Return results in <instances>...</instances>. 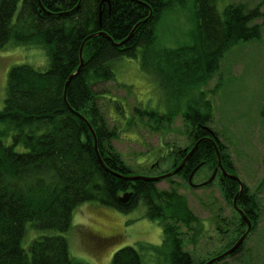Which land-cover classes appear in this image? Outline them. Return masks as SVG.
I'll return each mask as SVG.
<instances>
[{"label": "trees", "instance_id": "obj_1", "mask_svg": "<svg viewBox=\"0 0 264 264\" xmlns=\"http://www.w3.org/2000/svg\"><path fill=\"white\" fill-rule=\"evenodd\" d=\"M183 1L0 0V48L12 40L16 45L43 48L49 59L45 70L24 63L12 66L7 74L0 109V264H76L68 240L61 234L34 238L27 252L22 247L27 224L37 230L67 232L73 210L82 203L96 201L127 213L140 200L145 205L144 217L162 227L159 246L140 247L164 249L166 264H196L184 249L181 227L191 229L199 218L176 187H157L170 176L144 178L123 160L112 143L118 136L117 127L109 124L95 90L115 80L112 61L139 58L140 68L154 74L165 91L168 111L161 114L133 108L138 119L158 123L180 114L190 128L191 144L173 152L171 169L164 174L179 166L196 143L181 169L172 175L188 180L194 168L206 164L214 170L217 149L222 167L233 173L224 145L209 126L212 113L205 90L197 94L193 90L204 87L217 73L230 47L262 36V4L250 8L246 3H232L219 13L217 0H194L192 43L161 46L156 25L165 12ZM80 59L82 67L65 89ZM184 99L185 110L180 112ZM218 173L224 197L232 203L236 196L244 213L239 230L247 226L245 217L251 223L247 237L258 224L255 199L244 184L239 192L237 181L219 169ZM135 176L144 177L133 179ZM124 193L129 198L121 201ZM240 232L239 237L245 233ZM242 247L243 242L229 256ZM111 264H142V258L134 246H124L114 252Z\"/></svg>", "mask_w": 264, "mask_h": 264}, {"label": "rangeland", "instance_id": "obj_2", "mask_svg": "<svg viewBox=\"0 0 264 264\" xmlns=\"http://www.w3.org/2000/svg\"><path fill=\"white\" fill-rule=\"evenodd\" d=\"M239 2L250 8L260 3L264 12V0H217L216 9L221 13L228 4ZM195 20L194 0H184L165 12L156 25L157 43L172 48L191 44L190 33ZM24 63L45 70L49 59L43 48L16 45L12 40L0 48V109L9 69ZM111 64L115 80L103 83L95 90L109 124L118 130L112 143L136 173L146 177L162 175L171 169L173 152L191 144L190 128L180 114L158 123L138 119L140 116L133 108L155 110L161 114L167 112L166 93L154 74L140 68L139 58L122 57ZM201 89L205 90V98L211 105L209 126L216 131L233 165L231 174L238 176L242 186L247 187L259 210L256 229L247 237L244 233L246 238L242 241L241 251L234 256L228 255L217 264H264V28L260 38L239 41L230 47L221 58L217 73L193 93L197 94ZM185 101L180 102V112L185 110ZM148 125L156 128L151 129ZM16 149L22 148L17 146ZM213 172L206 164L195 171L192 183L178 175L157 183L159 189L176 187L199 218V223L192 224L191 229L181 227L184 249L196 264L224 253L238 240L240 231L248 229L247 224L239 230L241 216L234 208L233 200L231 203L224 197L219 173L209 184H204ZM144 211L141 200L127 213L88 201L73 210L67 232L37 230L27 224L22 247L28 252L34 238L61 234L67 238L70 256L76 264H111L114 252L124 246L138 249L142 264H166L164 249L140 247V244L159 246L162 243L160 223L145 218Z\"/></svg>", "mask_w": 264, "mask_h": 264}, {"label": "water", "instance_id": "obj_3", "mask_svg": "<svg viewBox=\"0 0 264 264\" xmlns=\"http://www.w3.org/2000/svg\"><path fill=\"white\" fill-rule=\"evenodd\" d=\"M102 1H104V0H102ZM80 58H81V57H80ZM82 64H83V60L80 59V65H79L77 71H76L74 74H72V75L68 78V80H67V82H66V84H65V89H66V87H67L69 81L71 80V78H73L74 76H76V75L79 73V71H80V69H81V67H82ZM64 96H65V94H64ZM196 145H197V143L191 148L190 151H188V153L186 154V156H185V157L183 158V160L181 161L180 165L177 166L172 172H170V173H166L165 175L154 176V177L135 176V177H132V178L135 179V178H142V177H144V178H149V179H155V180H158V179H160V178H162V177H164V176H170V175H172V174H175L179 169H181V167L183 166V164H184L186 158H187V157L193 152V150L195 149ZM94 147H95V150H97L96 139L94 140ZM216 154H217V158H218V167H219V169L221 170V172H222L223 174L229 176L230 178H232L233 180H235V181L238 182L239 187H240V188H239V192H240V191L243 189V186H242V183L240 182L238 176L226 172V171L224 170V168L222 167V165H221V161H220V157H219L218 149L216 150ZM99 161H100V163L105 167V165H104V163H103V161L101 160L100 157H99ZM198 167H199V166H197L196 168H194V169L192 170V172L189 174V177H188V181H189V183H192L191 178H192L193 174L195 173V171L198 169ZM216 173H217V168L214 169V172H213L212 176H211L208 180H206V181L204 182V184H207V183L211 182V181L214 179ZM129 195H130L129 193H124L123 196L120 197V200H121V201H126V200L129 198ZM233 205H234L235 208H237V210L240 212V214H241L242 216H244V213H243V212L237 207V204H236V196H235L234 199H233ZM245 220L247 221V224H248L247 227H248V230H249V229H250V221L248 220L247 217H245ZM244 237H245V234H242L241 237H240V238L234 243V245L231 246L228 250H226V251H225L224 253H222L221 255L216 256L215 258H212L211 260L207 261V262L204 263V264H211V263L214 262L215 260L220 259V258H222V257H224V256H227V255L233 253V252L239 247V245L242 243V241L244 240Z\"/></svg>", "mask_w": 264, "mask_h": 264}, {"label": "flooded vegetation", "instance_id": "obj_4", "mask_svg": "<svg viewBox=\"0 0 264 264\" xmlns=\"http://www.w3.org/2000/svg\"><path fill=\"white\" fill-rule=\"evenodd\" d=\"M185 151V150H184ZM244 233V232H243Z\"/></svg>", "mask_w": 264, "mask_h": 264}]
</instances>
